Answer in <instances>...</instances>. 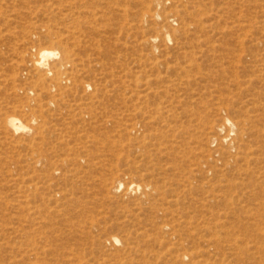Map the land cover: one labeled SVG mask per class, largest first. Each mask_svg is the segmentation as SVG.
Wrapping results in <instances>:
<instances>
[{
    "label": "rangeland",
    "instance_id": "374dc122",
    "mask_svg": "<svg viewBox=\"0 0 264 264\" xmlns=\"http://www.w3.org/2000/svg\"><path fill=\"white\" fill-rule=\"evenodd\" d=\"M0 264H264V0H0Z\"/></svg>",
    "mask_w": 264,
    "mask_h": 264
},
{
    "label": "bare ground",
    "instance_id": "6f19581e",
    "mask_svg": "<svg viewBox=\"0 0 264 264\" xmlns=\"http://www.w3.org/2000/svg\"><path fill=\"white\" fill-rule=\"evenodd\" d=\"M161 1L162 0H158L159 3ZM167 37L169 38L170 35H168ZM66 50H67V47L66 46L65 47H62V52L58 51V49L55 48V47L54 48L44 47V48H42V49H40L38 51L37 56L32 61V65L35 66L38 69H43L46 74H51L52 73V69H54V68L57 69V70H60L61 73L63 71V74L61 75V78L63 80H66L68 76H65L64 69L69 65L67 63V61L65 60L66 59V56H67L66 55V53H67ZM50 59H55V62L53 63V66L52 65L50 66V64H49V62H50L49 60ZM45 73H43V74H45ZM5 122H7L6 123L7 126L10 129H12L13 131H15V132L23 131L24 133H28L29 134V133H31L33 131L32 128H30V126H28L27 124H25L19 117L15 116V115H10L8 117L7 121H5ZM238 125H240V127ZM243 126H244V121H240L239 124H236V123H233L231 120L226 119L225 122L222 125H220V127L218 128V130H223V131L226 130V131H229L231 133H234V131L236 130V127L237 128H241ZM39 128H41V127H39ZM35 131H37V129ZM119 184L120 185H123L122 182H120ZM30 186L34 187L33 185H30ZM140 188L141 187H140L139 184L136 185L134 183H131L130 186L127 187V191L134 190V189L137 190V189H140ZM113 240H114V242H119V239L117 237H114ZM141 254H143V252Z\"/></svg>",
    "mask_w": 264,
    "mask_h": 264
}]
</instances>
